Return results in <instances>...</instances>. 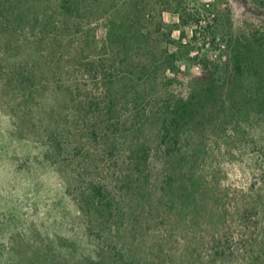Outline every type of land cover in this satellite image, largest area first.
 <instances>
[{"label": "rangeland", "instance_id": "obj_1", "mask_svg": "<svg viewBox=\"0 0 264 264\" xmlns=\"http://www.w3.org/2000/svg\"><path fill=\"white\" fill-rule=\"evenodd\" d=\"M91 1L50 30L0 0V264H264V0ZM91 58L143 81L106 96Z\"/></svg>", "mask_w": 264, "mask_h": 264}, {"label": "trees", "instance_id": "obj_2", "mask_svg": "<svg viewBox=\"0 0 264 264\" xmlns=\"http://www.w3.org/2000/svg\"><path fill=\"white\" fill-rule=\"evenodd\" d=\"M55 2L56 4L54 7H52V10H50L49 14L47 13L48 9H45L40 15L34 16V19L36 21L43 23L44 26L50 30L52 28L58 27L57 22L54 19V16L57 13H60L64 16H74L81 10H87L88 6L92 4L91 0H55ZM1 5L4 4H2L1 2ZM1 18L6 20L7 22H9L10 19H8V16H6L5 14H3ZM51 33L53 32H50L49 34ZM90 65L93 67V69L91 71H88L89 74L87 73V79H92V81L94 82V86H96L97 81L99 82V80L101 79L103 83H105V85L104 89H99V91L106 96L112 94L114 89L118 87L119 84H122V87L127 88V90H130L131 87V93L132 89L135 90V88L138 87L137 85L139 84V82H142L144 78V68L120 72L119 70H117L118 68L116 67V65H113V63L105 66V64H101V62H98V60H94V58H91ZM96 65L98 67L99 74H96V71H94V67ZM209 76H211V74H209ZM212 79L214 78L210 77L208 80H206L210 82V86L214 85ZM70 93L73 94V91L70 90ZM133 96L134 98L136 97L135 95ZM137 100L140 99L137 98ZM161 106L166 109V113L168 114H166L164 117L157 118V124L159 128L158 136L160 137L158 148L159 151H163L165 155L170 157L173 151L176 150L179 146V142L183 134L180 129L182 120H184L188 115H191L192 111L195 109L194 98L193 101L185 100L183 98L175 99L171 102L164 101ZM90 107V104H88V108ZM140 147L141 146L139 144L135 145L134 148L130 150L131 154L134 155V157H138L140 160H142V162L147 164L150 161L149 149H147V151L145 152L141 151ZM141 153L144 154V157H140ZM93 194L99 198L100 203L104 202L103 206L105 215L108 218H113L114 213L112 208H114V199L110 198L109 195L107 196L106 194H104L103 189L97 185L93 186Z\"/></svg>", "mask_w": 264, "mask_h": 264}]
</instances>
